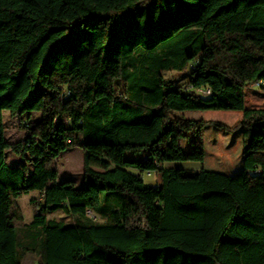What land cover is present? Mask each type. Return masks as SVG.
<instances>
[{
  "label": "trees",
  "instance_id": "16d2710c",
  "mask_svg": "<svg viewBox=\"0 0 264 264\" xmlns=\"http://www.w3.org/2000/svg\"><path fill=\"white\" fill-rule=\"evenodd\" d=\"M261 80L264 0H0V264H264V107L245 106ZM205 111L242 117H184ZM206 125L241 130L240 173L179 167L205 162ZM73 147L79 187L54 165Z\"/></svg>",
  "mask_w": 264,
  "mask_h": 264
},
{
  "label": "rangeland",
  "instance_id": "374dc122",
  "mask_svg": "<svg viewBox=\"0 0 264 264\" xmlns=\"http://www.w3.org/2000/svg\"><path fill=\"white\" fill-rule=\"evenodd\" d=\"M187 72H165L163 76L166 80L175 83V86H181L186 81ZM207 94V92H206ZM246 106L249 108H262L264 107V92L261 90H249L246 93ZM235 112L226 111H205L195 113H185L184 117L187 119L202 121L205 123H218L226 128L235 130L237 124L240 122L241 117ZM4 121L6 125V138L9 142H17L25 136L24 130L19 124L17 117L12 118L9 113L4 114ZM216 129L212 125H206L202 131L196 136L197 140L204 143V150L206 152L205 162L201 166L198 163H184L179 167L191 168L195 170L201 167L207 171H214L225 173L228 175H235L242 170V133L241 130L237 132ZM129 158L130 155L126 154ZM7 159L11 162L20 161L19 158L11 153L7 154ZM58 172V180L74 181L76 186L82 185V152L80 149L73 147L68 148L67 151L54 163ZM143 178L146 183L150 185L156 184L155 174H144ZM37 197V193H31L27 196H21L15 201V209L21 216V223H16L19 229L22 225H28L32 222L34 211L30 206V200ZM88 216L98 221L99 219L88 212ZM64 213L59 210L47 214L48 219H61L64 218ZM22 264H40L39 260L32 256L26 255L22 260Z\"/></svg>",
  "mask_w": 264,
  "mask_h": 264
},
{
  "label": "built area",
  "instance_id": "2783aa9c",
  "mask_svg": "<svg viewBox=\"0 0 264 264\" xmlns=\"http://www.w3.org/2000/svg\"><path fill=\"white\" fill-rule=\"evenodd\" d=\"M262 88H264V80H261V81H258L256 83L252 84L247 89H258V90H261Z\"/></svg>",
  "mask_w": 264,
  "mask_h": 264
},
{
  "label": "crops",
  "instance_id": "0c3cea01",
  "mask_svg": "<svg viewBox=\"0 0 264 264\" xmlns=\"http://www.w3.org/2000/svg\"><path fill=\"white\" fill-rule=\"evenodd\" d=\"M249 90H256V89H249ZM246 93H247V89L245 91V106H246ZM247 108H249V107H247ZM235 113H237V114H234V115H239L240 117H242V114L240 112H235Z\"/></svg>",
  "mask_w": 264,
  "mask_h": 264
}]
</instances>
